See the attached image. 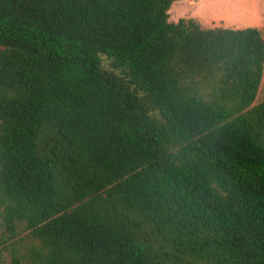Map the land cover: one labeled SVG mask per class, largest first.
Returning a JSON list of instances; mask_svg holds the SVG:
<instances>
[{
    "label": "trees",
    "instance_id": "trees-1",
    "mask_svg": "<svg viewBox=\"0 0 264 264\" xmlns=\"http://www.w3.org/2000/svg\"><path fill=\"white\" fill-rule=\"evenodd\" d=\"M174 1L0 0V264H264V35Z\"/></svg>",
    "mask_w": 264,
    "mask_h": 264
},
{
    "label": "rangeland",
    "instance_id": "rangeland-1",
    "mask_svg": "<svg viewBox=\"0 0 264 264\" xmlns=\"http://www.w3.org/2000/svg\"><path fill=\"white\" fill-rule=\"evenodd\" d=\"M195 17L205 27H247L261 29L264 35V0H175L169 20ZM264 98V74L254 103Z\"/></svg>",
    "mask_w": 264,
    "mask_h": 264
},
{
    "label": "crops",
    "instance_id": "crops-1",
    "mask_svg": "<svg viewBox=\"0 0 264 264\" xmlns=\"http://www.w3.org/2000/svg\"><path fill=\"white\" fill-rule=\"evenodd\" d=\"M236 28V27H235ZM239 28H241V27H239Z\"/></svg>",
    "mask_w": 264,
    "mask_h": 264
}]
</instances>
